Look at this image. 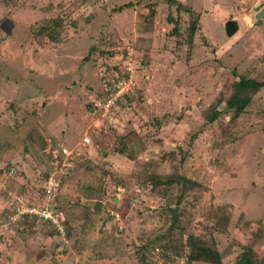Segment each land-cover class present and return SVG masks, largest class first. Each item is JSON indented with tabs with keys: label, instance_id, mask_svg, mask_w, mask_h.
Segmentation results:
<instances>
[{
	"label": "rangeland",
	"instance_id": "374dc122",
	"mask_svg": "<svg viewBox=\"0 0 264 264\" xmlns=\"http://www.w3.org/2000/svg\"><path fill=\"white\" fill-rule=\"evenodd\" d=\"M259 4L0 0V262L210 264L186 262L190 234L219 264L241 246L264 264V86L235 119L224 107L238 76L264 81ZM18 200L63 234L9 219Z\"/></svg>",
	"mask_w": 264,
	"mask_h": 264
},
{
	"label": "trees",
	"instance_id": "16d2710c",
	"mask_svg": "<svg viewBox=\"0 0 264 264\" xmlns=\"http://www.w3.org/2000/svg\"><path fill=\"white\" fill-rule=\"evenodd\" d=\"M132 4L130 2L121 4L116 8H113V11H121L123 8L130 7ZM175 9L180 7L179 2H175ZM183 9L191 17V20L188 25V40L187 42L191 43V36L194 32L195 25L197 22L196 17L191 16V10L189 8L183 7ZM172 31L171 34L177 33V22H172ZM264 86V81L256 80L255 78L246 77L243 75L238 76L232 83V90L229 96L224 100V107L231 111L230 119H235L239 116L249 104L251 96ZM111 89V88H110ZM105 93V94H104ZM109 94V92H108ZM107 92H102L100 94L101 101H105L108 98ZM218 115V110L212 109L208 121H212ZM118 153L123 152L122 149H118ZM131 157V156H129ZM182 185L191 183L190 180L179 177ZM169 181V180H168ZM31 217V216H30ZM65 228L66 222H64ZM67 232V230H66ZM53 233V232H52ZM184 246V257L186 262H205L210 264H219L221 255L217 249L207 245L205 242H202L198 237L193 235H187L185 241L183 242ZM253 252L249 246H241V251L238 254L235 264H258L253 257Z\"/></svg>",
	"mask_w": 264,
	"mask_h": 264
},
{
	"label": "built area",
	"instance_id": "2783aa9c",
	"mask_svg": "<svg viewBox=\"0 0 264 264\" xmlns=\"http://www.w3.org/2000/svg\"><path fill=\"white\" fill-rule=\"evenodd\" d=\"M123 83V80H120V82H118L116 87H120L121 90H123L121 88V84ZM109 98V97H108ZM106 99L104 101V105L105 107H108L111 102H113L111 99ZM49 181L50 185L44 187V193L46 196L48 197H53L55 196V190H56V185L57 183L54 182V180L51 177H48L47 182ZM46 182V184H47ZM19 204L15 205L13 212L11 214H9V219H12L13 221H17L18 219H21L23 217L26 216H39L42 217L43 219H47L54 227L55 229L60 232L61 234H63V228L61 226L60 221L58 222L57 220V213L58 212H54L53 208L48 204H43V206H41L38 210H36L34 208V206L32 205H28L26 203H23L22 201L18 200ZM180 264H182V260H179Z\"/></svg>",
	"mask_w": 264,
	"mask_h": 264
},
{
	"label": "water",
	"instance_id": "95a60500",
	"mask_svg": "<svg viewBox=\"0 0 264 264\" xmlns=\"http://www.w3.org/2000/svg\"><path fill=\"white\" fill-rule=\"evenodd\" d=\"M254 8L258 9L254 15V18L257 19L264 13V5L259 4ZM237 28L238 24L235 19L226 20L223 24V31L227 36H230L232 33H234Z\"/></svg>",
	"mask_w": 264,
	"mask_h": 264
},
{
	"label": "crops",
	"instance_id": "0c3cea01",
	"mask_svg": "<svg viewBox=\"0 0 264 264\" xmlns=\"http://www.w3.org/2000/svg\"><path fill=\"white\" fill-rule=\"evenodd\" d=\"M0 254H2V253H0ZM13 256H18V255H13ZM13 256H12V257H13ZM0 257H3V255H0ZM2 261H6L8 264H10V263H9L10 260L7 261V260H5L4 258H1V262H2ZM1 262H0V264H1ZM18 264H19V262H18Z\"/></svg>",
	"mask_w": 264,
	"mask_h": 264
}]
</instances>
